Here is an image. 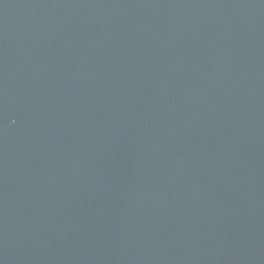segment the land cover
<instances>
[{"label":"water","instance_id":"95a60500","mask_svg":"<svg viewBox=\"0 0 264 264\" xmlns=\"http://www.w3.org/2000/svg\"><path fill=\"white\" fill-rule=\"evenodd\" d=\"M0 264H264V0H0Z\"/></svg>","mask_w":264,"mask_h":264}]
</instances>
